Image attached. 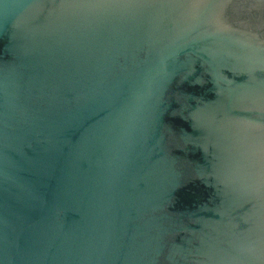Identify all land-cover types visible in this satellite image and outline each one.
Returning <instances> with one entry per match:
<instances>
[{
    "label": "water",
    "instance_id": "obj_1",
    "mask_svg": "<svg viewBox=\"0 0 264 264\" xmlns=\"http://www.w3.org/2000/svg\"><path fill=\"white\" fill-rule=\"evenodd\" d=\"M0 264H264V0H0Z\"/></svg>",
    "mask_w": 264,
    "mask_h": 264
}]
</instances>
